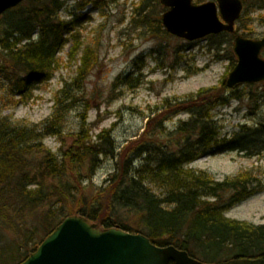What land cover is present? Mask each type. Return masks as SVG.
Listing matches in <instances>:
<instances>
[{
	"label": "trees",
	"instance_id": "obj_1",
	"mask_svg": "<svg viewBox=\"0 0 264 264\" xmlns=\"http://www.w3.org/2000/svg\"><path fill=\"white\" fill-rule=\"evenodd\" d=\"M90 1L96 9L98 3L118 0ZM150 1L142 0L139 8L145 24L154 2L161 7L159 0ZM241 2L238 21L246 26L248 13L264 9V0ZM62 7V0H25L0 17V79L12 96L24 99L34 84L48 82L67 43H71V57L81 48L78 28L89 18L72 13L71 19L60 20ZM156 23L162 29L160 20ZM236 34L209 38L230 35L233 39ZM240 35L249 38L246 32ZM80 62L77 87L96 63L94 52L85 48ZM126 80L116 79L120 84ZM225 90L202 89L171 103L165 100V110L158 109L147 118L142 133L119 151L109 130L94 139L89 135L90 107L84 104L78 130L66 141L65 115L80 101L67 90L57 94L53 113L41 124L1 118L0 264H20L63 219L74 215L103 229L141 234L159 247L174 246L198 264H264V224L225 217L233 205L264 189V184L248 181L246 176L215 181L186 168L207 154L264 153V123L242 125L231 140L220 142L212 112L226 104ZM179 112L188 118L167 129V117ZM48 137L60 142L58 153L44 144ZM104 159L114 161V168L103 186L95 188L92 180Z\"/></svg>",
	"mask_w": 264,
	"mask_h": 264
},
{
	"label": "rangeland",
	"instance_id": "obj_2",
	"mask_svg": "<svg viewBox=\"0 0 264 264\" xmlns=\"http://www.w3.org/2000/svg\"><path fill=\"white\" fill-rule=\"evenodd\" d=\"M62 1L60 20L71 19L72 13L89 18L78 28L81 48L71 57L68 55L71 43H67L58 54L60 62L50 80L34 84L29 94L22 97L24 99L12 96L6 82L0 79V119L41 124L53 113L57 94L67 90L80 101L65 115L66 141L78 130L84 104L90 107L87 113L89 135L94 139L101 131L109 130L119 151L142 133L147 118L153 117L158 109L165 110V100L171 103L202 89L219 92L224 87L226 104L212 112L220 142L231 140L242 125L252 127L264 123V82L233 88L225 86L228 74L236 65L230 35L207 36L192 42L169 34L163 36L162 30H165L158 28L156 20L161 22L165 8L161 6V9L155 2L154 7L147 10L149 20L145 24L139 10L142 0L98 3L96 9L90 0ZM207 1L210 0H193V3ZM245 21L246 26L243 21L235 23L239 34L246 32L254 40L263 37L264 9L251 11ZM85 48L94 52L96 63L81 87H77L75 79ZM261 57L264 59V51ZM118 77H125L126 83L117 82ZM187 118L185 112L169 115L165 126L172 130ZM44 144L54 153H58L61 146L53 137L45 138ZM113 168L114 161L104 159L92 180L93 186H103ZM186 168L204 172L215 181L246 176L248 181L264 184V153L254 156L240 151L207 154ZM225 217L254 226L263 225L264 189L233 205ZM94 225L100 227L97 222Z\"/></svg>",
	"mask_w": 264,
	"mask_h": 264
},
{
	"label": "water",
	"instance_id": "obj_3",
	"mask_svg": "<svg viewBox=\"0 0 264 264\" xmlns=\"http://www.w3.org/2000/svg\"><path fill=\"white\" fill-rule=\"evenodd\" d=\"M24 0H0V17ZM167 10L161 23L172 36L187 41L221 32L233 33L242 11L241 0H214L194 5L192 0H159ZM220 16V18H219ZM236 65L225 85L264 82V35L253 40L233 38ZM198 264L184 250L159 247L135 233L110 228L102 230L80 216H68L20 264Z\"/></svg>",
	"mask_w": 264,
	"mask_h": 264
}]
</instances>
